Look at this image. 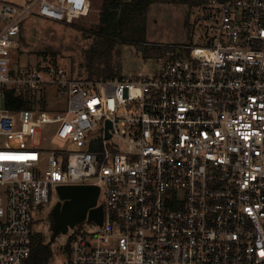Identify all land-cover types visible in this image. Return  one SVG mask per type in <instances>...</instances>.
Instances as JSON below:
<instances>
[{
    "label": "built area",
    "instance_id": "2783aa9c",
    "mask_svg": "<svg viewBox=\"0 0 264 264\" xmlns=\"http://www.w3.org/2000/svg\"><path fill=\"white\" fill-rule=\"evenodd\" d=\"M89 7H1L0 264H27L35 211L69 185L99 188L102 223L69 227L46 264H264V0H207V44L163 45L154 75L12 67L26 15L70 23ZM7 89L66 105L10 111Z\"/></svg>",
    "mask_w": 264,
    "mask_h": 264
},
{
    "label": "rangeland",
    "instance_id": "374dc122",
    "mask_svg": "<svg viewBox=\"0 0 264 264\" xmlns=\"http://www.w3.org/2000/svg\"><path fill=\"white\" fill-rule=\"evenodd\" d=\"M25 2V0H0V11L5 3L24 6ZM101 3L102 0H90L88 14L74 19L68 24L46 19L35 13L26 15L22 20L23 25L20 33L23 41L18 39L17 47L12 55V67L25 69L52 64L51 54L46 55V58H42L39 54L47 51V54L54 52L59 64L64 65L69 71L84 74L80 67L82 51L91 41V35L98 23ZM145 25L144 55L140 51L142 47L138 45L121 44L119 47L122 75L139 72L154 75L161 68L163 61L161 48L163 45H181L184 47L205 45L207 44L206 36L211 34L209 29L211 22L202 16L200 8L189 7L180 2L152 3L146 14ZM65 105V96L52 92L45 95L44 108L48 112L63 110ZM34 106L37 107L40 104ZM53 143L62 146L58 140H53ZM102 197L103 192L98 196L100 202ZM58 200V195L53 192L50 203L35 211L34 231L43 234L47 242L52 234L51 209ZM64 240V235L60 234L51 244L52 251L59 260L63 259L59 247Z\"/></svg>",
    "mask_w": 264,
    "mask_h": 264
},
{
    "label": "trees",
    "instance_id": "16d2710c",
    "mask_svg": "<svg viewBox=\"0 0 264 264\" xmlns=\"http://www.w3.org/2000/svg\"><path fill=\"white\" fill-rule=\"evenodd\" d=\"M155 2H180L189 7H201L207 0H102L98 23L91 35V41L82 51L80 67L84 74L70 71L71 74L87 78L121 77L122 64L119 47L121 44H133L144 48L145 18L150 5ZM22 25L21 23V28ZM18 39L23 41L21 35ZM39 54L42 58L51 54L52 64H59L54 52L47 54V51H44ZM36 104L44 108V99L37 98L30 92L17 93L13 89L5 91L4 106L10 111L31 108ZM52 254L51 245L45 241L43 234L35 231L32 238L31 256L27 264H46Z\"/></svg>",
    "mask_w": 264,
    "mask_h": 264
},
{
    "label": "water",
    "instance_id": "95a60500",
    "mask_svg": "<svg viewBox=\"0 0 264 264\" xmlns=\"http://www.w3.org/2000/svg\"><path fill=\"white\" fill-rule=\"evenodd\" d=\"M144 55V48L140 49ZM99 188L96 185H69L59 186L57 192L59 200L53 205L51 215L52 234L48 244H52L60 234H65L69 227L88 219L102 223V206L89 209L95 205Z\"/></svg>",
    "mask_w": 264,
    "mask_h": 264
},
{
    "label": "crops",
    "instance_id": "0c3cea01",
    "mask_svg": "<svg viewBox=\"0 0 264 264\" xmlns=\"http://www.w3.org/2000/svg\"><path fill=\"white\" fill-rule=\"evenodd\" d=\"M25 1L27 2V1H29V0H25ZM26 2H25V3H26ZM11 4H13V3H11ZM15 5H16V4H15Z\"/></svg>",
    "mask_w": 264,
    "mask_h": 264
},
{
    "label": "flooded vegetation",
    "instance_id": "af4514ba",
    "mask_svg": "<svg viewBox=\"0 0 264 264\" xmlns=\"http://www.w3.org/2000/svg\"><path fill=\"white\" fill-rule=\"evenodd\" d=\"M57 202V201H56Z\"/></svg>",
    "mask_w": 264,
    "mask_h": 264
}]
</instances>
